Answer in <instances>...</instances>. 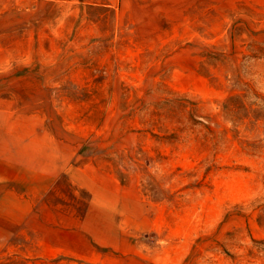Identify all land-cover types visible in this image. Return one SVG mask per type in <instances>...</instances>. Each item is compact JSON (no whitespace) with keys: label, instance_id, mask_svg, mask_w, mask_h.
Segmentation results:
<instances>
[{"label":"rangeland","instance_id":"1","mask_svg":"<svg viewBox=\"0 0 264 264\" xmlns=\"http://www.w3.org/2000/svg\"><path fill=\"white\" fill-rule=\"evenodd\" d=\"M0 264H264V0H0Z\"/></svg>","mask_w":264,"mask_h":264},{"label":"crops","instance_id":"2","mask_svg":"<svg viewBox=\"0 0 264 264\" xmlns=\"http://www.w3.org/2000/svg\"><path fill=\"white\" fill-rule=\"evenodd\" d=\"M1 100H3V98H0V101ZM0 110H2V109H0ZM2 163H3V160L0 159V164H2Z\"/></svg>","mask_w":264,"mask_h":264}]
</instances>
